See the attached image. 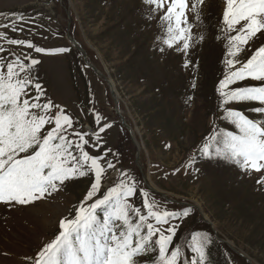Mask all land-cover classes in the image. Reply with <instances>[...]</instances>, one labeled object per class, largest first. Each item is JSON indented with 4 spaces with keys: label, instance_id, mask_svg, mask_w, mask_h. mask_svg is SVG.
I'll list each match as a JSON object with an SVG mask.
<instances>
[{
    "label": "rangeland",
    "instance_id": "rangeland-1",
    "mask_svg": "<svg viewBox=\"0 0 264 264\" xmlns=\"http://www.w3.org/2000/svg\"><path fill=\"white\" fill-rule=\"evenodd\" d=\"M193 2L187 0L186 16L193 24L195 43L190 41L185 54L182 41L172 48L162 42L166 26L159 17L166 6L155 18H148L142 0H0V22L9 24L0 31L46 49H70L55 55L38 54L0 40L5 49L41 61L30 73L46 94L41 103L50 99L61 106L76 121L75 130L97 131V113L100 125H112L100 133L97 146L90 143L85 150L103 156L110 149L106 159L116 166L102 165L101 189L92 201L85 197L94 174L65 182V187L30 205L12 209L0 204V264H33L44 245L58 235L59 221L69 217L70 210L74 216V206L101 198L122 178L121 171L134 177L137 193L130 202L142 212L143 191L162 211L192 209L187 218L171 221L180 225L174 244L182 246L185 260L191 261V236L199 232L211 236L207 264H264V185L257 184L264 170L248 173L238 164L201 155L214 134L234 130L221 115L224 109L217 87L226 72V36L236 33L228 32L223 24L225 0H205L200 27L195 26V14L190 11ZM19 16L24 23L15 26L23 31L13 32L6 17ZM33 18L35 23H31ZM201 33L203 41L198 39ZM68 35L87 63L109 83L85 67L83 56L67 41ZM249 45L240 55L242 61L264 46V35L257 33ZM0 55L7 57L8 52ZM186 60L190 61L187 66ZM235 86H259V82H237ZM28 90L36 94L34 86ZM260 106L256 102L230 105L264 122V114L254 110ZM56 113L53 108L51 115ZM66 135L77 139L72 129Z\"/></svg>",
    "mask_w": 264,
    "mask_h": 264
},
{
    "label": "snow or ice",
    "instance_id": "snow-or-ice-1",
    "mask_svg": "<svg viewBox=\"0 0 264 264\" xmlns=\"http://www.w3.org/2000/svg\"><path fill=\"white\" fill-rule=\"evenodd\" d=\"M204 2L194 0L190 8L195 14L196 27H200ZM142 3L148 18H155L166 6L159 17L166 26L162 42L172 48L182 41L186 54L190 41L195 43L191 31L193 24L186 16L187 0H142ZM225 3L223 24L228 32L236 35L226 36V72L218 83L217 93L220 107L224 109L221 115L234 130L214 134L212 143H206L201 149V155L260 173L264 170V122L249 118L230 105L256 102L261 106L256 107L255 112L264 114V46L258 47L246 60L240 59L244 46L250 47L249 41L257 33L264 35V0H225ZM6 19L11 21L13 32L23 31L22 27L15 26L18 22L24 23L23 16ZM31 23H35L34 18ZM0 27L7 29L9 24L0 22ZM204 38L199 34V41ZM0 40L38 54L70 51L35 46L31 40L10 38L4 31H0ZM5 52H8L7 57L0 55V203L12 209L30 205L65 187V182L94 174V182L85 197V201H92L101 189L105 174L102 165L106 164L108 169L116 166L106 159L110 149L103 156L90 155L85 149L90 143L97 146L101 142L100 133L112 125H100L101 117L97 113V131L75 130L76 121L65 114L61 106L50 99L41 103L46 94L41 85L30 78L32 67L41 61L27 54L22 57L0 44V54ZM188 63L190 61L186 60L185 66ZM21 72L25 75L21 76ZM246 81L259 82V86H235L237 82ZM30 86L35 88L34 96L28 90ZM53 108L57 109L54 116L51 115ZM46 126L51 127L46 129ZM68 129H72V136L77 139L68 138ZM121 177L101 198L86 206L83 202L74 206V216L70 210L71 218L59 221L58 235L44 245L34 259H28H33V264H207L212 243L209 234L197 232L191 236L189 247L194 255L190 262L184 259L182 246L174 244L180 225L171 221L187 218L192 209L162 211L155 200L150 201L149 193L143 191L145 211L142 212L141 207L130 202L137 193L134 177L123 171ZM257 184L264 185V177L258 179ZM98 210L102 211V218L97 215ZM146 256L150 259L145 260Z\"/></svg>",
    "mask_w": 264,
    "mask_h": 264
},
{
    "label": "water",
    "instance_id": "water-1",
    "mask_svg": "<svg viewBox=\"0 0 264 264\" xmlns=\"http://www.w3.org/2000/svg\"><path fill=\"white\" fill-rule=\"evenodd\" d=\"M67 41L70 44H72L76 48V50L83 56L84 64L87 65V67L90 68L97 76H99L101 79L108 82L107 79L103 75H101L93 66H91L87 63V59L85 58L83 51L77 46V44L73 41V39L69 37V35L67 36ZM110 89H112L111 85H110ZM111 94H113V96H114V93L112 90H111ZM115 114L118 116L120 124H122V126L124 128L128 129V127L125 125L124 120H122V118L117 113H115ZM223 243H225V242H223ZM225 244H227V243H225Z\"/></svg>",
    "mask_w": 264,
    "mask_h": 264
},
{
    "label": "bare ground",
    "instance_id": "bare-ground-1",
    "mask_svg": "<svg viewBox=\"0 0 264 264\" xmlns=\"http://www.w3.org/2000/svg\"><path fill=\"white\" fill-rule=\"evenodd\" d=\"M112 82H110V84H111ZM111 90L114 92V87L112 86V84H111ZM116 95V94H115ZM117 96V95H116ZM119 113V112H118ZM13 234H15L16 235V233H14V232H12ZM8 236V235H7ZM10 236V235H9ZM6 238V237H5ZM10 238V237H9ZM0 240L2 241V239L0 238ZM3 241H4V239H3ZM1 244V243H0ZM1 248V247H0ZM3 248V247H2ZM2 251H3V249H2Z\"/></svg>",
    "mask_w": 264,
    "mask_h": 264
},
{
    "label": "trees",
    "instance_id": "trees-1",
    "mask_svg": "<svg viewBox=\"0 0 264 264\" xmlns=\"http://www.w3.org/2000/svg\"><path fill=\"white\" fill-rule=\"evenodd\" d=\"M144 259H145V260H148V258H146V257H145Z\"/></svg>",
    "mask_w": 264,
    "mask_h": 264
}]
</instances>
